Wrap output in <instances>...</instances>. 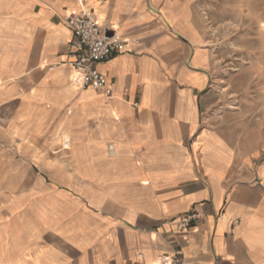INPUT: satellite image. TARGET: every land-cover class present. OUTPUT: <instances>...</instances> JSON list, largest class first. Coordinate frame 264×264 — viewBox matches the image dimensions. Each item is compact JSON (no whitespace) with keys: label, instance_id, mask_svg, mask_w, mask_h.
<instances>
[{"label":"crops","instance_id":"1","mask_svg":"<svg viewBox=\"0 0 264 264\" xmlns=\"http://www.w3.org/2000/svg\"><path fill=\"white\" fill-rule=\"evenodd\" d=\"M80 9L125 41L97 64L108 97L71 81L66 19ZM206 41L192 0H0V142L53 122L70 161L38 158L45 195L0 232V264L13 243L24 264H264V138L238 153L201 125Z\"/></svg>","mask_w":264,"mask_h":264},{"label":"rangeland","instance_id":"2","mask_svg":"<svg viewBox=\"0 0 264 264\" xmlns=\"http://www.w3.org/2000/svg\"><path fill=\"white\" fill-rule=\"evenodd\" d=\"M192 3L202 21L206 43L212 49L211 99L202 109L201 125L232 142L234 151L239 153L264 138V0ZM52 123H46L37 135L19 143L0 142V232L45 195L33 186L42 170L39 157L56 163L62 171L70 167L69 150L61 148ZM6 130L0 128L2 134ZM2 134L0 141L4 140ZM45 178L50 181V177ZM4 180L9 183L3 184ZM19 247V243H13L10 264H24V257L16 255Z\"/></svg>","mask_w":264,"mask_h":264},{"label":"built area","instance_id":"3","mask_svg":"<svg viewBox=\"0 0 264 264\" xmlns=\"http://www.w3.org/2000/svg\"><path fill=\"white\" fill-rule=\"evenodd\" d=\"M72 31L71 81L79 82L82 88L90 87L100 91L105 97L111 94V86L97 64L120 53L125 41L113 30L104 29L101 18L89 9H80L67 16ZM197 212L182 214L170 221L178 230L185 229L198 218ZM157 264H184L182 254L176 252L163 256Z\"/></svg>","mask_w":264,"mask_h":264},{"label":"bare ground","instance_id":"4","mask_svg":"<svg viewBox=\"0 0 264 264\" xmlns=\"http://www.w3.org/2000/svg\"><path fill=\"white\" fill-rule=\"evenodd\" d=\"M79 1H81V0H79ZM68 142H69V138H68V136H63V143L64 144H68Z\"/></svg>","mask_w":264,"mask_h":264}]
</instances>
